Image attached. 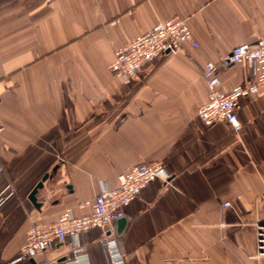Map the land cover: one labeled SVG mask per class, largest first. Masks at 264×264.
Here are the masks:
<instances>
[{
  "label": "crops",
  "instance_id": "0c3cea01",
  "mask_svg": "<svg viewBox=\"0 0 264 264\" xmlns=\"http://www.w3.org/2000/svg\"><path fill=\"white\" fill-rule=\"evenodd\" d=\"M173 16L196 45L144 65L124 82L110 70L116 48ZM264 33V0H0V264H65L76 245L89 264H109L105 230L91 228L33 258L18 259L27 229L70 208L89 212L102 182L161 161L155 180L115 222L126 264H264L255 222L263 217L264 86L239 100L241 129L207 126L205 62L220 88L248 85L253 68L226 61ZM36 193V207L28 198ZM228 202V206L223 204ZM123 220V222H121Z\"/></svg>",
  "mask_w": 264,
  "mask_h": 264
},
{
  "label": "built area",
  "instance_id": "2783aa9c",
  "mask_svg": "<svg viewBox=\"0 0 264 264\" xmlns=\"http://www.w3.org/2000/svg\"><path fill=\"white\" fill-rule=\"evenodd\" d=\"M185 42L196 45L186 18L173 16L155 24L148 32L141 34L124 46L116 48L109 70L120 80L130 82L144 66L160 56L173 54L182 49ZM226 61L245 62L252 66L253 80L245 86L237 85L228 91L220 88L218 65L207 61L202 67V76L208 88L207 100L198 107L197 116L207 126L218 122L230 124L235 131L241 129L237 115L239 100L246 96H255L264 86V33L253 43L245 42L231 48ZM4 122L0 116V133ZM3 166L0 163V173ZM169 172L161 161L141 162L117 175V183L110 185L102 182L91 201L79 203L81 208L88 207V213L74 216L67 208L49 225L33 222L27 229L25 240L20 247L18 259L33 258L66 238L76 243L77 236L91 228L105 230L102 245L107 252L109 264H126L124 254L117 242L116 221L125 216V208L135 200L146 186L159 179L168 182ZM14 187L7 185L0 192V205L14 195ZM264 203V197H263ZM228 206L229 203L223 204ZM256 257L264 259V217L255 222ZM64 260L65 264H89L83 248L74 246Z\"/></svg>",
  "mask_w": 264,
  "mask_h": 264
},
{
  "label": "water",
  "instance_id": "95a60500",
  "mask_svg": "<svg viewBox=\"0 0 264 264\" xmlns=\"http://www.w3.org/2000/svg\"><path fill=\"white\" fill-rule=\"evenodd\" d=\"M47 176H48L47 174L43 176L42 180L36 184V186L32 189V191L30 192V194L28 196L29 200L36 207L40 206V203L37 201L36 193H37L38 189L42 187L43 180H45L47 178ZM121 222H123V220Z\"/></svg>",
  "mask_w": 264,
  "mask_h": 264
},
{
  "label": "rangeland",
  "instance_id": "374dc122",
  "mask_svg": "<svg viewBox=\"0 0 264 264\" xmlns=\"http://www.w3.org/2000/svg\"><path fill=\"white\" fill-rule=\"evenodd\" d=\"M262 215H263V217H264V207H263V212H262Z\"/></svg>",
  "mask_w": 264,
  "mask_h": 264
}]
</instances>
